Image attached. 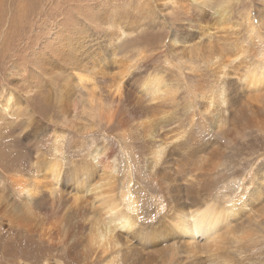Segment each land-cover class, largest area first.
I'll use <instances>...</instances> for the list:
<instances>
[{"label": "rangeland", "instance_id": "rangeland-1", "mask_svg": "<svg viewBox=\"0 0 264 264\" xmlns=\"http://www.w3.org/2000/svg\"><path fill=\"white\" fill-rule=\"evenodd\" d=\"M112 198L136 224L103 249L88 226ZM206 205L214 236L172 234ZM115 253L264 264V0H0V264Z\"/></svg>", "mask_w": 264, "mask_h": 264}, {"label": "bare ground", "instance_id": "bare-ground-1", "mask_svg": "<svg viewBox=\"0 0 264 264\" xmlns=\"http://www.w3.org/2000/svg\"><path fill=\"white\" fill-rule=\"evenodd\" d=\"M154 1L157 2V1H161V0H154ZM162 1H167V0H162ZM144 3L145 2H143V5H144ZM146 8H147V6H146V3H145V8H143V9L145 11H147ZM203 11H206V10L203 9V8L200 9L199 10V14H202ZM217 12L220 15L223 14V12L216 11V13ZM79 39L77 38V40H75V41L73 40V42H71L72 44L68 45L70 48L69 47H67V48L71 49L73 52L77 51L82 46ZM173 41L176 42V39H174ZM121 80L122 79H119L118 82L116 83L117 84L116 85V91H117V95L118 96H121V94L124 92V89H125V82H123ZM162 88H163L162 83L160 81H156L155 86L150 88V89H151V92L153 94H155V95L159 94L160 96H162V94H160V93H163ZM113 102H116V101H113ZM113 111H115V110L113 109ZM93 158H95V154H93ZM100 162H103V160H101ZM58 164H59V162L53 160V163L50 164L51 170L50 169L49 170L53 172L57 168ZM50 166H48V167L50 168ZM105 167H108V169H109L108 171L110 173L112 172L113 168H112V165L110 164V162H108V165L105 166ZM59 169H61V168H59ZM58 177H59V174L56 177L55 176H53V177L51 176V178L54 180V185H57L59 183V178ZM111 177H112L111 174L107 175L106 176V181L109 180ZM37 184L38 183H36V186H38ZM33 185L35 186V184H33ZM93 185L95 186L94 189L95 188L97 189L98 187H100V185H98V184H96V185L93 184ZM87 186L88 185L82 186V190L81 191H85ZM29 188H28V190H26L28 195H27V198H26L24 204H28V201L30 202L31 200H32V203H34L33 200H35L36 197H37V196L34 195V194L37 193V189H36V191L33 189L35 191L34 192V191L31 190V188L30 189ZM18 189H19V192L24 191V188L22 186H20V187L18 186L17 190ZM57 190H58V188H56L55 186H52L50 188V193L51 194H56ZM87 190H88V188H87ZM92 190H93V187H92ZM77 196L78 195H75V197L73 199L74 202L79 200L80 196L79 197H77ZM133 201L134 200H131V199L127 200L126 199L125 205H126V208L128 210H134V205L135 204H134ZM125 205H124V207H125ZM36 206H38V205H36ZM102 206H104V208H106L105 213L107 214V216H106V218L104 217L105 218L104 220H102V217H101L102 215L101 216L99 215L98 218H96L94 216L90 218V220H92V221H91V224L88 226V230H89V232H88L89 234L88 235L90 236L89 242L97 244V247L103 248V249H108L109 247L115 248V246H117L119 244L118 235L117 234H113V231L116 229V227L119 226V229L120 228L124 229L125 233H127L129 231H132L135 228V224L136 223H134L133 217L129 216L126 213V210L125 211H117V206L118 205L115 202L114 198L108 200L105 203H102ZM132 213H133V211H132ZM190 213H191V215L189 214L186 218L185 217H181V218L175 217L174 219H172V221L169 220V224L171 225V228L169 230L172 231V234H174V235L176 234L175 237H178L179 239H181L183 241H187V243L193 245L194 243H196L195 241H198V239H196L197 236H199V237H201L203 239H210L212 236H214L217 233V228L219 227V223H217L216 221H211V216H210V214H211V205H206L203 208H197V210L195 212L191 211ZM116 221H119V223L115 224ZM165 225L167 226V224H165ZM47 235H49V233H47ZM147 239L148 238H146V240ZM124 245H127V244L125 243V244H123V246ZM113 252H115V251H113ZM116 252L118 253V251H116ZM104 264H119L118 255L116 253H115V255H111V258L108 259Z\"/></svg>", "mask_w": 264, "mask_h": 264}]
</instances>
